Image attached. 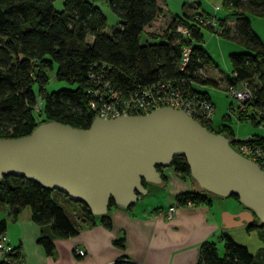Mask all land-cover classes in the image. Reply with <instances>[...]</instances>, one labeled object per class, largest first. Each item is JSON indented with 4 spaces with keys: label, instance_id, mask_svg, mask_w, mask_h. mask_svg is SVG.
Instances as JSON below:
<instances>
[{
    "label": "trees",
    "instance_id": "trees-1",
    "mask_svg": "<svg viewBox=\"0 0 264 264\" xmlns=\"http://www.w3.org/2000/svg\"><path fill=\"white\" fill-rule=\"evenodd\" d=\"M53 2L0 0V136L28 133L38 122L50 119L88 126L96 115L86 92L91 68H105L113 85L122 91L157 79L179 84L184 80L192 85L194 93L214 103L204 86L220 88V79L203 72L207 65L217 66L204 46V28L229 36L244 47V50L228 54L232 75L225 76V86L246 81L252 93L250 104L264 105V42L252 29L247 15L264 16V0H222V6L230 7L228 16L223 18L203 10L177 13L170 10L164 0H108L118 17V25L109 32L106 14L95 2L63 0L60 9H55ZM202 18H211L213 23H205ZM227 20L230 24L234 21L231 35ZM218 23L219 28L216 27ZM182 29L187 32L183 33ZM184 47L189 50L187 60L183 57ZM53 69L54 77L67 84L47 90L45 84ZM233 110L237 118L250 120L256 126L249 109ZM229 121H221L218 129L207 121L201 123L209 130L231 137L234 133ZM231 142L236 145L233 140ZM170 165L194 181L183 156L175 155ZM53 191L61 192L19 175L7 174L0 178V205H7L12 219L24 206L30 208L31 219L40 229L36 241L47 254L52 253L56 237L78 231L73 214L58 200V195H52ZM207 193L215 195L198 188L176 199L209 204L211 197ZM229 196L238 201L236 194ZM75 202L81 206L83 220L93 222L100 218L109 222L107 213L95 215L84 202ZM113 204L110 200V205ZM246 225L264 232V224L257 218ZM5 229L6 219L1 218L0 234ZM116 243L124 247V237L117 238ZM21 256L20 247L12 246L0 258V264H18ZM255 259L248 246L225 234L222 253L213 239L201 242L196 264H256Z\"/></svg>",
    "mask_w": 264,
    "mask_h": 264
},
{
    "label": "water",
    "instance_id": "water-1",
    "mask_svg": "<svg viewBox=\"0 0 264 264\" xmlns=\"http://www.w3.org/2000/svg\"><path fill=\"white\" fill-rule=\"evenodd\" d=\"M185 158L198 188L218 197L236 194L240 209L223 210L231 227L257 218L264 224V169L242 154L227 133L209 130L180 107L95 115L86 127L50 119L30 132L0 136V178L14 174L84 202L95 215L110 200L127 208L159 184L158 167Z\"/></svg>",
    "mask_w": 264,
    "mask_h": 264
},
{
    "label": "crops",
    "instance_id": "crops-1",
    "mask_svg": "<svg viewBox=\"0 0 264 264\" xmlns=\"http://www.w3.org/2000/svg\"><path fill=\"white\" fill-rule=\"evenodd\" d=\"M180 9V12H174L190 14L198 11L193 1H184ZM208 86L204 89L208 90ZM221 121L228 122L222 118L216 125ZM164 173L162 183L150 184L148 187L164 189L169 204L180 194L198 190L188 175L173 166L165 167ZM58 200L73 214L78 231L69 236L56 237L52 253L47 254L36 241L40 233L39 225L31 219L30 208L24 206L18 216L12 219L13 224H20L21 229L16 237L10 236L8 239L12 246L20 247L22 256L18 264H196L200 257L201 242L213 239L218 228L224 226L220 215L224 208H217V213L212 199L209 204L197 202L189 205L180 201L172 216L166 214V206H138L135 203L122 208L113 204L108 208V223L100 218H95L93 222L85 221L78 203L61 195H58ZM1 206L8 213L7 205L3 203ZM240 208L237 205L235 210L230 211L236 212ZM119 237H124V247L116 243ZM259 245L254 253L256 264L264 261V252L260 253L264 244L261 242ZM75 247H82L84 253L78 254Z\"/></svg>",
    "mask_w": 264,
    "mask_h": 264
},
{
    "label": "rangeland",
    "instance_id": "rangeland-1",
    "mask_svg": "<svg viewBox=\"0 0 264 264\" xmlns=\"http://www.w3.org/2000/svg\"><path fill=\"white\" fill-rule=\"evenodd\" d=\"M63 0H54L53 5L55 9H60L62 7ZM98 4L106 14L107 17V24L106 30L109 32L112 28L118 25V17L117 15L111 10L108 4V0H91ZM167 2L170 10L174 11H181L180 7L184 1L191 2L193 1V5L198 10H203L206 13H209L211 16H216V18H223L228 16V12L230 7L228 5L222 6V0H164ZM187 12H190V9H187ZM193 10V8L191 9ZM197 12V11H195ZM194 13V12H192ZM251 27L254 32L260 37V39L264 42V16H258L251 13H247ZM228 25L230 24V20L226 22ZM217 28L220 27L218 23L216 25ZM229 35L233 33L234 30V21L231 22L229 25ZM204 36V44L206 48L211 52L214 60L217 63V66L214 65H207L204 69V73L208 76L217 77L220 79V88L208 86V92L211 96V99L214 101L215 111L212 115V118L207 122L213 125L214 129H218L220 126L216 125L223 117L225 116V120L229 121V127L237 137L242 138L250 133H257L262 132V129L259 126H254L250 120H240L235 116V111L229 110L228 107L231 105L232 107L237 106V101L233 99L229 94L225 92L223 88L226 86V82L224 81L226 75H232V70L230 66V61L228 54L233 51H241L244 50V47L235 42L231 37L226 36L224 34L220 35L215 31H211L207 28L203 30ZM67 83L63 80H58L54 77V69L49 72V79L45 84L47 90H52L59 88L61 86L66 85ZM205 87V86H204ZM37 90V88H36ZM212 199V205L214 206L217 213L219 210L217 208L223 207V210H235L238 202L234 196H227V197H218L207 193ZM52 195L56 197V195H61L64 198L68 199L63 193L58 191H53ZM166 192L164 189L161 188H153L150 189L148 193L140 197L136 200V204L140 205H150L152 207H163L168 205L166 201ZM6 208L0 207V216H4L6 219V229L4 233L9 239L10 236H17L19 229H21L20 224L12 222V218L9 216L8 213L5 211ZM222 210V211H223ZM220 211V215L222 213ZM11 218V219H10ZM17 225V226H16ZM227 234L232 237L234 240L248 246V248L255 253L256 249L260 246L259 244L263 242L264 244V232L260 228H249L246 224H240L233 227H225L222 226L218 228L216 231L213 240L218 248L220 253L223 252V243H224V235ZM6 256V255H5ZM4 256V257H5ZM3 257V255H0Z\"/></svg>",
    "mask_w": 264,
    "mask_h": 264
},
{
    "label": "built area",
    "instance_id": "built-area-1",
    "mask_svg": "<svg viewBox=\"0 0 264 264\" xmlns=\"http://www.w3.org/2000/svg\"><path fill=\"white\" fill-rule=\"evenodd\" d=\"M202 20L205 23H213L211 18H202ZM182 32L186 33L187 30L182 29ZM188 52V48L184 47V60H187ZM99 69L93 70L91 68L86 80V92L90 96L89 104L95 110L96 115L110 117L123 112L142 113L162 104L180 107L200 122L210 120L214 114V103L199 93H194V89L191 88L192 85L184 80L179 84L178 81L157 79L147 84H136L131 89L125 88L122 91L113 85L105 68ZM223 89L237 101V106L232 107L230 105L228 109L238 108L244 111L249 109L248 112L255 118L256 126L262 129V132L250 133L242 138L234 134L230 137L231 141L235 142V147L242 154L257 162L264 169V105L252 106L250 104L252 93L246 81H241L237 85L226 86ZM186 202L189 205L192 204L190 199H187ZM178 204L177 199L173 203H168L166 214L172 216ZM11 248L12 245L9 243L6 234L1 233L0 255H4ZM74 249L80 255L84 253L82 247H75Z\"/></svg>",
    "mask_w": 264,
    "mask_h": 264
},
{
    "label": "flooded vegetation",
    "instance_id": "flooded-vegetation-1",
    "mask_svg": "<svg viewBox=\"0 0 264 264\" xmlns=\"http://www.w3.org/2000/svg\"><path fill=\"white\" fill-rule=\"evenodd\" d=\"M169 166V165H168ZM167 167V166H166ZM160 170H161V172H162V174H164L165 175V173H164V168L165 167H158ZM143 195H141V197H142ZM136 203V201L135 202H133V203H131L130 204V206H132V205H134Z\"/></svg>",
    "mask_w": 264,
    "mask_h": 264
}]
</instances>
